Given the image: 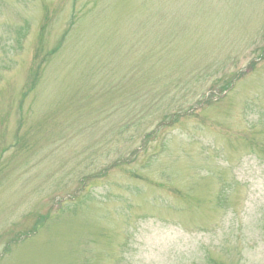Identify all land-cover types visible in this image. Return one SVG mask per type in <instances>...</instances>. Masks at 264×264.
<instances>
[{
	"label": "rangeland",
	"instance_id": "1",
	"mask_svg": "<svg viewBox=\"0 0 264 264\" xmlns=\"http://www.w3.org/2000/svg\"><path fill=\"white\" fill-rule=\"evenodd\" d=\"M0 264H264V0H0Z\"/></svg>",
	"mask_w": 264,
	"mask_h": 264
}]
</instances>
